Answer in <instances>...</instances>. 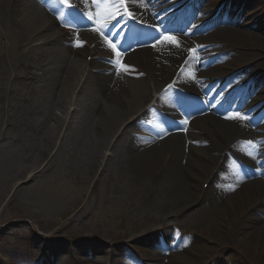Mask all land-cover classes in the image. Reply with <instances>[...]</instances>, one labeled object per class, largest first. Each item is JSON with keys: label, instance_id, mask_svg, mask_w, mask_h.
<instances>
[{"label": "bare ground", "instance_id": "6f19581e", "mask_svg": "<svg viewBox=\"0 0 264 264\" xmlns=\"http://www.w3.org/2000/svg\"><path fill=\"white\" fill-rule=\"evenodd\" d=\"M72 1L82 14L92 17L88 0ZM235 1L253 6L249 0ZM147 2L126 0L130 16L135 23H141V36L150 43L149 48L116 60L108 52L109 42L94 32L77 31L86 23L78 26L77 15L64 9L61 0H37V4L52 13L55 22L49 16H42L30 0H0V23L8 25L21 46L14 62L19 66L21 81L30 88L26 94L15 97L14 106L19 112L4 119L2 116L1 120L9 124L16 140L25 141L24 148L40 160H45L50 152L46 150L52 148L51 130L65 126L63 134L70 135L73 142L72 154L79 161L77 167L90 181L100 165L107 170L116 161L119 172L141 187L140 204L148 207L166 198L169 201L164 206L177 208L167 211L164 207L160 217L145 209L141 216L144 226L155 220L164 223L166 219L161 216H183L184 209L193 208L191 212L196 214L200 235L223 244H228V239L234 241L229 246L238 249L245 260L264 264V180L260 178L262 169L256 167L264 168V153L260 154L264 152V124L259 120L256 123L254 118H249L251 124L249 119L248 124L234 112L221 116L207 113L208 108H221L217 102H211L215 94L221 100L223 97L219 93L222 87L219 82L212 83L214 79L226 78L231 72L237 74L241 66L242 73L254 72L249 74L251 82L246 92L264 84V36L260 24L250 19L243 23L247 25L245 30L217 28L199 36H172L166 30L173 26L150 29L153 22L147 14ZM106 13L100 10V14ZM110 17H116L114 10ZM60 19L75 30H57L56 20ZM216 20L223 19L218 16ZM204 27L203 24L199 28ZM134 29L135 24L120 29L122 36L128 32L127 42L134 41ZM105 33L111 41L120 40L107 29ZM156 34L166 35L161 41L151 42ZM169 36L175 42L166 39ZM83 40L89 46L94 45L87 48ZM189 40L203 44L202 50L190 52L193 48ZM211 43L213 46L208 47ZM86 52L106 55L109 62H86ZM10 62L5 50H0V91L5 71L12 67ZM214 68L217 72H212ZM157 92L160 93L155 99ZM231 93L233 96L235 89ZM3 98L0 93V101ZM169 98H177L179 104L167 105ZM154 100L163 111L174 108L170 113L172 120L166 121L164 128L157 130L152 138L128 139L129 130L137 126L136 121L145 126L155 119L152 115L150 120H138L144 118V113L133 118ZM71 105L73 109L65 114L67 122L65 117L54 113ZM121 139L125 141L123 152L118 149ZM103 148L113 152L109 157L112 164L102 163ZM201 177L209 180L205 191L198 187ZM215 218L220 222L218 226L217 221L212 223ZM180 256L190 260L186 255Z\"/></svg>", "mask_w": 264, "mask_h": 264}, {"label": "rangeland", "instance_id": "374dc122", "mask_svg": "<svg viewBox=\"0 0 264 264\" xmlns=\"http://www.w3.org/2000/svg\"><path fill=\"white\" fill-rule=\"evenodd\" d=\"M32 2L42 16H48L43 5L37 4V0H30ZM249 2L264 13V0ZM0 26V50H5L7 61L11 60L10 63L15 64L14 58L16 55L18 57L21 46L15 35L8 30V25L0 23ZM259 55L262 54H257ZM13 64L10 70L5 71L0 91L5 96L0 101V264H33L34 260L40 262L42 257L37 251L40 242L44 243V238L66 241L59 246L60 253L53 262L47 264L72 263L73 256L69 249L71 244L77 246L76 256L80 258L79 261L84 260L85 264H122L121 260L127 262L124 256L130 255V249L140 247L145 235H168L174 220L180 221L178 231H183L184 234L181 248L188 245L190 247L166 258L140 250L142 258L156 264H253L245 261L238 249L229 246L234 245V241L228 239V244H223L200 235L192 208L184 209L185 214L179 215L178 219L172 214H166L161 216L166 219L163 224L155 220L144 226L141 216L145 209L153 216L160 217L164 207L168 208L167 211L177 208L175 205H171V208L164 206L169 201L166 198H161L148 207L140 204L138 197L141 187L119 172L116 161L113 164L109 162L113 152L106 148L102 149V163L108 162L113 166L104 170L105 167L101 169L100 165L98 173L90 181L77 167L79 161L72 154L73 142L70 135L63 134L65 126L60 130L56 127L51 130L52 148L46 150L50 152L45 160L33 156L35 154L24 148L25 141H17L9 124L2 122L7 116H14L19 112L17 106H14L15 97L30 90L21 81L19 66ZM230 84L232 83L229 82ZM72 109V105L65 106L64 110H55L54 113L65 117L67 122L66 111L71 112ZM124 142L121 139L118 144V149L122 152ZM204 180V177L198 180L199 188L200 182ZM216 221L218 226L220 222L217 218L212 223L216 224ZM83 245H88V248L92 245V256L83 251ZM109 252L114 254L110 258L106 257ZM180 255H186L190 260H183Z\"/></svg>", "mask_w": 264, "mask_h": 264}, {"label": "snow or ice", "instance_id": "6c2138e0", "mask_svg": "<svg viewBox=\"0 0 264 264\" xmlns=\"http://www.w3.org/2000/svg\"><path fill=\"white\" fill-rule=\"evenodd\" d=\"M61 3L65 4L66 6H70V5H69V0H61ZM166 39H168V40H170V41H172V42H175L174 37L169 36V37H166ZM109 43H110V46H112L113 49L115 50V46H114V45H111V42H109ZM78 44H79V42H78ZM189 51H190V52H195L196 50H195V49H190ZM117 54H118V53H117ZM237 115H239V114H237ZM240 118H244V117H240ZM248 143L251 144L252 142L249 141Z\"/></svg>", "mask_w": 264, "mask_h": 264}]
</instances>
